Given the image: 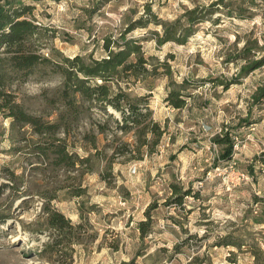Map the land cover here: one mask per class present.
Wrapping results in <instances>:
<instances>
[{
  "label": "rangeland",
  "instance_id": "rangeland-1",
  "mask_svg": "<svg viewBox=\"0 0 264 264\" xmlns=\"http://www.w3.org/2000/svg\"><path fill=\"white\" fill-rule=\"evenodd\" d=\"M22 1L34 6L24 16L46 28L37 44L53 61L88 63L107 55L105 44L140 43L154 71L112 87L143 97L162 135L153 152H138L133 131L115 129L119 113L94 107L57 134L84 158L62 166L53 164L51 137L12 126L0 112V264H264V0L243 19L215 10L184 45L158 43L159 22L213 0ZM261 57L260 67L240 69ZM62 80L48 63L6 91L31 115L53 120L49 97ZM171 90L183 107L167 103ZM221 129L232 132L233 154L215 164L212 138ZM236 171L248 178L237 181ZM171 184L191 190L180 205L168 203ZM53 212L65 227L50 223Z\"/></svg>",
  "mask_w": 264,
  "mask_h": 264
},
{
  "label": "trees",
  "instance_id": "trees-1",
  "mask_svg": "<svg viewBox=\"0 0 264 264\" xmlns=\"http://www.w3.org/2000/svg\"><path fill=\"white\" fill-rule=\"evenodd\" d=\"M39 1V0H31ZM58 1V0H55ZM34 7L31 3L26 4L22 0H0V112L10 117L12 126H30L33 132L40 136L51 137L49 146L54 147L56 157L53 164L69 166L75 162H82L84 158H79L66 150L65 138L57 134H65L71 124L77 123L81 116L88 114L89 110L98 107L103 111L112 107L119 114L112 117L115 129L120 131L132 130L136 136L135 150L140 152L142 147L148 152H153V147L158 143L162 129L157 122L151 119V111L143 97L131 98L127 91L119 87H112L118 84L124 77L139 79V76L151 74L154 69L147 68V59L141 51V44L135 39H123L122 46L115 51L110 50L109 44H105L108 53L106 56L86 63L80 57H63L62 62L51 60L39 52L37 36L44 32L46 28L27 19L24 15L30 13ZM258 7L256 0H213L209 4H203L184 10L180 19L175 21L159 22L162 33H155L158 43L174 41L184 45L186 39L192 31V25L210 19L213 12L217 10L226 17H237L240 19L249 15L250 10ZM140 24H144L145 22ZM182 27V28H181ZM183 31V32H182ZM250 51V48H243V52ZM133 57V59H130ZM245 62V61H244ZM52 63V70L59 73L63 80L54 90L49 101L53 106L56 116L53 120L43 119L41 116L31 115L22 106L14 101L13 95L7 92V87L17 81L26 78L34 73L39 67ZM263 59L247 61L241 65L240 69L246 71L260 67ZM232 82V81H231ZM228 82L224 84L227 89ZM222 84V82H219ZM259 97L264 94V85L258 88ZM181 93L171 90L166 97L167 103L180 108L186 103ZM257 98V99H258ZM52 110V111H53ZM111 116V115H110ZM109 116V117H110ZM248 120L245 121L247 123ZM109 120L103 123L97 122L96 128L99 133L105 132ZM225 129V127H224ZM221 129L212 138L214 144L219 146L220 151L214 159V163L228 162L233 154L234 138L230 129ZM96 137L90 138L95 143ZM41 155L45 154L43 148L38 149ZM120 151L125 153L127 148ZM260 161L264 165V158ZM252 172V169H251ZM264 177V171L262 172ZM170 190L173 197L168 203L180 205L183 198L191 192L190 188L185 189L177 184H171ZM50 223L57 227H65L66 222L62 215L53 212ZM140 230L144 233L145 227Z\"/></svg>",
  "mask_w": 264,
  "mask_h": 264
},
{
  "label": "built area",
  "instance_id": "built-area-1",
  "mask_svg": "<svg viewBox=\"0 0 264 264\" xmlns=\"http://www.w3.org/2000/svg\"><path fill=\"white\" fill-rule=\"evenodd\" d=\"M213 146H214V144H213ZM234 174H235L234 177L236 178L237 181H238V180H243V179H247V178H248V177L245 175V173H244V172H241V171H236Z\"/></svg>",
  "mask_w": 264,
  "mask_h": 264
}]
</instances>
